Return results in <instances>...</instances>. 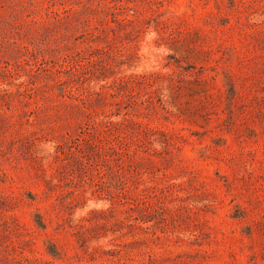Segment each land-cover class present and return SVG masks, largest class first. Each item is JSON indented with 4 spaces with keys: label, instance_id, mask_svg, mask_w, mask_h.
<instances>
[{
    "label": "rangeland",
    "instance_id": "374dc122",
    "mask_svg": "<svg viewBox=\"0 0 264 264\" xmlns=\"http://www.w3.org/2000/svg\"><path fill=\"white\" fill-rule=\"evenodd\" d=\"M0 264H264V0H0Z\"/></svg>",
    "mask_w": 264,
    "mask_h": 264
}]
</instances>
